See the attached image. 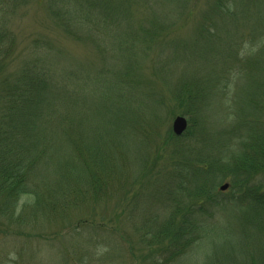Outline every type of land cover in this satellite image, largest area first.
I'll use <instances>...</instances> for the list:
<instances>
[{
	"label": "rangeland",
	"instance_id": "rangeland-1",
	"mask_svg": "<svg viewBox=\"0 0 264 264\" xmlns=\"http://www.w3.org/2000/svg\"><path fill=\"white\" fill-rule=\"evenodd\" d=\"M158 3L166 8L183 5L180 0H159ZM198 3L201 11L210 1L199 0ZM253 6L248 7L245 4L244 9L251 8L253 14L255 10ZM25 12L26 17L22 21L12 24V28L20 36V41L15 57L10 61H13L15 66L21 65L24 50L26 55L31 51V48L26 49L29 37L41 36L51 40L55 46L60 45L71 61V69L75 75L73 87L80 91V101L73 107L70 115L76 119L77 125L74 130L87 133L95 145H101L102 148L106 143H100L106 136L99 137L100 133H104L102 131L105 129V121H115L119 118L116 113H108L104 108L111 107L109 103H113L111 98H105L104 88L105 86L107 90L112 88L110 80L117 70L114 69L115 66H121L129 58L135 57L137 68L135 78L138 80L136 88H133L136 94L132 96V103L139 99L135 96L139 91H149L148 93L157 91L155 96L159 98V102L156 99L157 107L155 106L154 111L143 107L140 114L134 117L126 116L124 119L126 130L113 131V134L123 136L130 152L128 163L120 162L117 165L119 169L117 168L116 172L123 176L111 178L104 201L101 203L89 201L70 209L65 217L51 224L35 227L14 223L0 211V264H264V220L259 219L260 216L264 218V205L260 200H256V203L253 199L242 198L257 195L238 194L241 186L233 183V177L229 175L226 177L227 181L233 184L228 190L220 192V195L216 194L214 198L219 200L218 196H221L228 200L234 197L232 202L220 206L211 200L209 201L211 204L205 203L208 208L205 213L200 210L194 212L190 199H184L187 197L186 188L187 190L192 188L199 180L201 183L202 179L213 187L224 174L218 167H213L208 173L196 172L200 161L194 160L195 157L197 159L209 157L213 164H218L221 156L225 155L229 161L234 154L235 162L237 160L235 152H240L245 141L243 129L237 133L233 131L236 123L243 122L245 123L243 127L249 129L252 126L257 128L264 126V94L258 91L260 83L253 80L256 77L260 78L261 73H264L260 61L252 66L239 63L243 67L241 68L244 70L243 74L240 76L236 74L235 79L226 86L221 87L218 84L219 90H210L208 83L214 77L211 72L223 71L224 64H220L218 59L225 58V54L222 53L224 44L214 40L216 44L207 45L200 38L193 39L189 45L185 43L197 28L195 20L197 17H190L187 22H183L184 24L180 23L179 27L163 31V34L154 37L148 45L141 46V42L134 41L132 46L137 53L134 55L119 49V39L116 37L111 41L109 38L105 39L103 45L109 47L102 54L89 43L68 37L47 17L43 0H33L27 5ZM252 14L245 17L250 28L256 31L263 30L264 17L261 16L262 19L258 20L254 19L256 17ZM238 38L241 39V36ZM253 38L249 30L242 34V39L246 41ZM166 39L173 46L171 51L166 48L161 54L163 57L161 59L167 60L169 66L168 78L160 75L156 69L161 42ZM247 44L248 42L245 46ZM104 54L107 58H104ZM118 77H114L113 80L118 82ZM172 77H175L174 80L189 78L198 85L189 84L187 88H180L179 85L174 87L177 83L172 81ZM201 86L207 92L205 100L197 97ZM245 86L251 87L250 91L254 93L258 105H255V102H248L252 96L245 94ZM173 87L178 89V98L172 93ZM203 101H206L204 109L209 112L205 113V117H201L196 129L193 117L197 116V110L193 109L194 106L198 107L200 118V102ZM53 104L60 105L58 101ZM230 104H234L235 109L242 108L243 105L242 112H248L249 105L254 104L255 116L246 121L244 118L240 120L235 114L236 110L230 108ZM60 110L61 105L55 109L58 113ZM51 112L52 108L43 113L45 119L51 120L50 124L43 126V132L49 135L45 142L47 151L43 161L33 171L32 182L38 191L64 182L71 190L74 181L68 177V180L65 178L62 182V169L56 161L70 147L62 145L60 140L63 132L56 123V119H60V114ZM155 114L163 116L164 122L157 125V129L146 139L144 124ZM178 115H184L188 119V127L182 135H177L173 131V122ZM63 131L65 134L64 129ZM106 145L107 149L114 148L111 142ZM151 154L152 160L145 168L144 159ZM49 155L51 157H48ZM181 165L185 167L182 171L178 169ZM127 166L130 167L129 170ZM263 174L264 172L251 177V182L258 186L259 195H264ZM136 175H139L137 183L134 185L128 183L130 186L125 183L126 179L131 180ZM120 182L121 185L124 182L122 187ZM223 182L225 180L218 183V188ZM245 186L246 184L242 187ZM181 197L183 200L178 201ZM201 198L203 197L197 199L195 205H200L205 200ZM177 202L185 205L182 206L183 211L177 215L178 225L183 218L190 217L191 214L192 216L195 214L199 224L205 213L204 218L207 217L217 225L214 229H209L208 233L214 234L212 231L216 230V234L224 236L218 238L217 244L209 248L208 252L201 249L198 242L203 238L202 228L185 231L186 234L181 236L180 241L187 244V249L172 251L173 258L179 261L169 263L164 255L169 252L170 237L164 241L166 244L158 247L156 244L144 245L142 236H148L160 228L166 222L171 207Z\"/></svg>",
	"mask_w": 264,
	"mask_h": 264
},
{
	"label": "trees",
	"instance_id": "trees-1",
	"mask_svg": "<svg viewBox=\"0 0 264 264\" xmlns=\"http://www.w3.org/2000/svg\"><path fill=\"white\" fill-rule=\"evenodd\" d=\"M32 1L0 0V196H2L0 211L12 222L29 227L51 224L65 217L70 209L87 204L89 201L95 203L104 201L111 178L123 176L116 172L117 165L120 162L128 163L130 152L123 136L115 135L113 131L127 129L124 120L126 116L134 117L140 114L143 107H148L150 111H154L155 106L157 107L155 104L157 91L150 93L139 91L135 95L139 99L136 103H132V96L136 94L133 88H136L138 79L135 78L137 77L135 57L129 58L124 64H120L121 66L114 67L117 70L110 80L112 88L109 90L106 86L104 88L105 98H111L110 100L113 101L109 103L111 107H104L105 110L119 116L115 121H105V129L102 131L104 133H100L99 137L106 136V139L99 141L106 143L101 148V145L93 143L87 133L74 130L77 125L76 119L70 115H72L73 107L80 101V91L73 87L75 75L71 69V61L66 55L67 52L60 45L55 46L47 38L29 37L26 49L31 48V51L26 55V50H24L21 65L15 66L14 62L10 61L15 57L20 41V36L12 28V24L19 23L26 17V7ZM180 1L183 5L177 8H166L159 5V0H43V4L47 17L68 37L89 43L101 54L109 47L103 45L106 42L105 39L109 38L111 41L116 37L119 39V49L136 55L134 46H132L134 41L141 42V46L142 44L148 45L154 37L163 34V31L179 27L180 23L190 17H197L195 18L197 28L185 43L189 45L193 39L200 38L207 45L216 44L214 40H219L224 44L222 53L225 54V58L218 59L220 64H224L223 71L221 73L211 72L214 77L208 83L210 90H219L218 84L221 87L226 86L235 79L236 74L239 76L243 74L244 70H241L243 67L239 63L252 66L260 61L264 69V29L258 31L251 29L245 17H249L252 10L250 11L251 8L244 9L245 4L248 7L254 5L255 10L252 14L256 17L254 19H262L264 0H209L210 3L201 11L199 0ZM196 11H198V16L195 15ZM245 30H249L254 38L248 41L242 39ZM239 35L241 39L238 38ZM161 43L162 46L156 59V69L160 75L168 78L169 66H167V60L161 59L163 58L161 54L166 48L171 51L173 46L167 39ZM257 46L258 50H256ZM104 58H107L105 54ZM114 77H118V82L113 80ZM174 79L175 77H172V81L177 83L174 87L179 85L180 88H187L189 84L198 85L189 78ZM253 80L260 83L258 91L264 94V88H262L264 87V73H261L260 78L256 77ZM174 87L172 93L178 98V89ZM250 88L244 87L245 94L252 96L248 102H255L254 104L258 105ZM197 95V97L206 99L207 92L203 86L200 87ZM56 101L61 105L60 113L55 111L60 107V105L53 104ZM204 104L206 105V101L200 102V118L198 107L194 106L197 109H193L197 110V116L193 117L196 129H198L201 117H205V113L209 112L204 109ZM254 104L249 105L248 112H242L243 105L242 108L235 109L234 104H230V108L236 110L235 114L240 120L244 118L246 121L255 116ZM50 108H52L51 114H60V119H56V123L60 125L63 132L60 138L62 145L70 147L56 161L62 169V182L65 178L68 180V177L74 181L71 190L64 182L61 185L55 184L38 191L32 182L34 169L46 156L45 142L49 135L44 133L43 129L47 123H51V120L47 117L45 119L43 113ZM86 114H88L87 108ZM152 116L154 117L144 124L146 128H143V131L146 139L157 129V125L164 122L163 116L156 114ZM244 125L243 122H237L233 129L236 133L243 129L245 138L240 152H235L237 157L235 162L234 154L229 161L226 160L225 155L221 156L218 164H213L209 157L199 159L195 157L194 160L200 161L196 172L208 173L213 167H218L224 173L220 180L226 179L229 175L233 176L234 183L241 186L238 194L257 195L241 196L242 198L253 199L254 202L260 200L264 205V195H259L258 186L251 182L253 177L264 172V126L261 128L252 126L249 129L243 127ZM41 142L44 143L41 144ZM108 142L113 143L115 149H107ZM144 160L146 168L152 160V154ZM201 163L204 165L202 166ZM127 168L130 169L129 166ZM178 169L182 171L185 167L181 165ZM138 178L139 175H136L131 180L126 179L125 183L134 185L138 182ZM244 184L246 186L242 187ZM123 185L124 182L121 187ZM186 192L187 197L184 199H190L194 212L200 210L206 213L208 208L205 203L211 204L209 203L211 200L216 201L220 206L234 200V197L228 200L221 196H218L219 200L214 198L216 194L220 195L216 190V184L212 187L205 182V179H202L201 183L199 180L188 190L186 188ZM200 197L205 198L204 204L201 202L200 205H195ZM235 197L238 198V196ZM180 200H183L182 197L178 198V201ZM182 206L185 207L179 202L174 204L166 222L148 236H142L144 245L156 244L158 247L166 244L164 241L170 237L169 252L164 255L169 263L179 261L173 258L172 251L187 249V244L181 243L180 239L188 231L202 228L203 238L198 242L201 249L205 251L216 245L218 238L221 239L224 236V234H216V230L212 231L214 234L208 233L209 229H214L217 225L207 217L204 218L205 213L199 224L195 214L193 216L191 214L190 217L183 218L178 225L177 215L183 211ZM259 219L264 220L262 216Z\"/></svg>",
	"mask_w": 264,
	"mask_h": 264
},
{
	"label": "water",
	"instance_id": "water-1",
	"mask_svg": "<svg viewBox=\"0 0 264 264\" xmlns=\"http://www.w3.org/2000/svg\"><path fill=\"white\" fill-rule=\"evenodd\" d=\"M188 126V120L184 115H178L173 122V130L176 134H182ZM226 185L223 186L225 188Z\"/></svg>",
	"mask_w": 264,
	"mask_h": 264
}]
</instances>
